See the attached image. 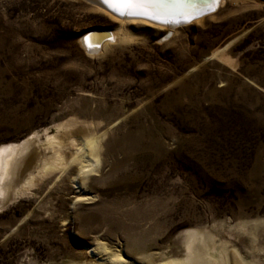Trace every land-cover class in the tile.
Here are the masks:
<instances>
[{
  "label": "rangeland",
  "instance_id": "374dc122",
  "mask_svg": "<svg viewBox=\"0 0 264 264\" xmlns=\"http://www.w3.org/2000/svg\"><path fill=\"white\" fill-rule=\"evenodd\" d=\"M220 6L175 29L126 25L91 55L86 33L120 25L91 1L0 0V146L65 143L34 140L15 182L34 184L0 209V264H162L192 234L194 264L252 261L255 244L264 264V0ZM92 137L100 162L79 191Z\"/></svg>",
  "mask_w": 264,
  "mask_h": 264
},
{
  "label": "bare ground",
  "instance_id": "6f19581e",
  "mask_svg": "<svg viewBox=\"0 0 264 264\" xmlns=\"http://www.w3.org/2000/svg\"><path fill=\"white\" fill-rule=\"evenodd\" d=\"M89 1L97 5L99 8H101L104 11V12L102 11L103 13L111 16L114 20H117L120 24L119 28L115 30L99 29L106 32H94L98 29H93L86 33V35L82 39V46L88 54L94 55L104 50L113 41L119 39L118 37L122 34L121 33L122 31L124 32L126 25L138 23L144 25H152L159 28H163L164 26H169V28L175 29V26L179 24L191 22L195 19H197L195 20L196 22H199L205 19L206 17H211L215 15L220 10L219 9L216 12L217 6L219 4L223 6L225 1L227 0H222L221 3L219 2V4L217 0H157V2L160 4V7L158 9L148 8L143 10L149 13L148 17L155 16L156 18L161 19L164 22L152 21L147 17H143L145 15L121 16L117 14L119 12L112 11V9L107 6V4H102L100 0H89ZM183 18H189V19H187L188 21L186 20L180 23L175 22V20L183 19ZM167 19H171V20L173 19L174 21L166 22ZM63 128L64 127L59 126V130ZM58 139L59 138L56 137V135L54 134H46L44 137V141H41L39 138L35 136V134H32L26 137L25 139L21 140L20 142L10 143L7 145L0 146V209L3 208L8 202L15 199L17 196L24 194L23 192L29 190V187L33 186L34 184L33 183L35 179V175H33L34 173L29 174L27 178L25 177L26 179L23 180L22 183L20 184L15 183L20 176L19 174L21 170L25 167L26 164H29L30 160L33 158L35 154L34 151L32 150L34 145H37L35 144L34 140H36L40 145L45 147L43 149H44V154H46L45 152L47 150H51L50 152H52V150H56L55 149L56 147H60L63 144H65L62 140H58ZM99 148H100L99 142L95 137H92V139H84L81 143L80 148L77 151L78 155L82 156V163H80L79 166L77 167L76 176L73 178L74 179L73 182L75 188H79V191L85 188L87 180L89 179L90 176L94 174L95 172L94 170L99 165L100 162ZM57 160H59V158ZM57 160L54 162L56 163ZM54 162L52 164L45 163L43 167H41V171L44 172L48 171L51 168V166L55 164ZM38 171L39 170H37V174L39 173ZM199 241H201L199 236L192 234L189 237V241L187 245H185L186 252L184 254L185 255L184 259L183 260H180L181 258L170 259L162 264H194V261L192 260L194 258L193 247ZM253 249L255 251L253 250L250 252L251 258L253 260L247 261L244 260V258H241L242 264H262L260 261L256 260L258 257L257 254L260 250L259 245L255 244L253 246ZM101 250H105V247H103L102 245H98L96 248L91 249L89 253H92L93 255H98L100 254ZM118 258L119 257L117 255L112 253V255H110L109 260L107 262L109 264H116L118 262ZM205 261L207 262V264H226L224 255L220 251L218 253V258L215 259L209 257L205 259Z\"/></svg>",
  "mask_w": 264,
  "mask_h": 264
},
{
  "label": "snow or ice",
  "instance_id": "6c2138e0",
  "mask_svg": "<svg viewBox=\"0 0 264 264\" xmlns=\"http://www.w3.org/2000/svg\"><path fill=\"white\" fill-rule=\"evenodd\" d=\"M102 4H107L114 12H119L121 16L124 15H145L149 13L143 11L148 8L158 9L160 4L157 0H100ZM149 18H156L150 16Z\"/></svg>",
  "mask_w": 264,
  "mask_h": 264
},
{
  "label": "water",
  "instance_id": "95a60500",
  "mask_svg": "<svg viewBox=\"0 0 264 264\" xmlns=\"http://www.w3.org/2000/svg\"><path fill=\"white\" fill-rule=\"evenodd\" d=\"M117 14H119V13H117ZM133 16H138V15H133ZM143 17H147L148 19H150L152 21H155V22H164V21H162L161 19H158V18H149L148 16H143ZM187 19H189V18L178 19V20H175V22L180 23V22L186 21ZM168 21L171 22V21H174V20L173 19L172 20L171 19H167L166 22H168ZM94 32H106V31H102V30L98 29V30H96Z\"/></svg>",
  "mask_w": 264,
  "mask_h": 264
}]
</instances>
